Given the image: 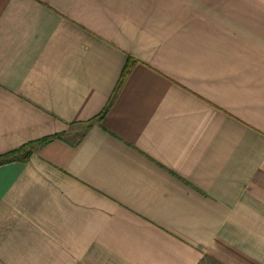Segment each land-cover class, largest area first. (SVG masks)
<instances>
[{"label":"crops","instance_id":"1","mask_svg":"<svg viewBox=\"0 0 264 264\" xmlns=\"http://www.w3.org/2000/svg\"><path fill=\"white\" fill-rule=\"evenodd\" d=\"M48 138L0 264H264V0H0V157Z\"/></svg>","mask_w":264,"mask_h":264},{"label":"trees","instance_id":"2","mask_svg":"<svg viewBox=\"0 0 264 264\" xmlns=\"http://www.w3.org/2000/svg\"><path fill=\"white\" fill-rule=\"evenodd\" d=\"M129 68H130V64H128L127 67L125 68V70L123 71L121 78H120V81L118 83V86L115 90L113 98L117 95L121 85L123 84L127 74L129 73ZM50 140L51 139L48 138V139L38 141L36 143L25 145L16 151H12V152L0 157V166L5 165V164H9V163H13V162H22V163L26 162L29 159L31 152L35 147L42 146V145L46 144L47 142H49Z\"/></svg>","mask_w":264,"mask_h":264}]
</instances>
